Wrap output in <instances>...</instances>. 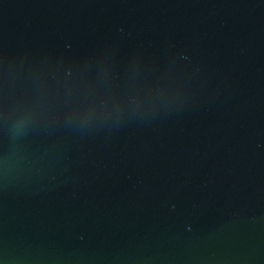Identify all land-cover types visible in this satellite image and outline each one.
Here are the masks:
<instances>
[{
  "label": "water",
  "instance_id": "95a60500",
  "mask_svg": "<svg viewBox=\"0 0 264 264\" xmlns=\"http://www.w3.org/2000/svg\"><path fill=\"white\" fill-rule=\"evenodd\" d=\"M0 264H264V0H0Z\"/></svg>",
  "mask_w": 264,
  "mask_h": 264
}]
</instances>
